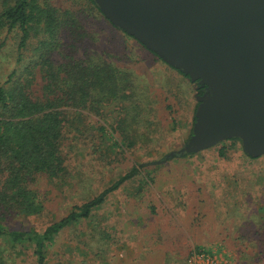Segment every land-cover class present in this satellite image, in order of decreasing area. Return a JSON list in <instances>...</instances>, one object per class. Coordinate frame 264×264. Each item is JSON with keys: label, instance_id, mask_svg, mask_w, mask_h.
I'll list each match as a JSON object with an SVG mask.
<instances>
[{"label": "rangeland", "instance_id": "1", "mask_svg": "<svg viewBox=\"0 0 264 264\" xmlns=\"http://www.w3.org/2000/svg\"><path fill=\"white\" fill-rule=\"evenodd\" d=\"M51 2L59 8L71 6L80 15L87 0ZM97 17L93 12L84 19L90 36L77 43L75 56L81 57L83 45L93 40L90 53L132 72L138 87L146 88L141 99L152 111L153 124L128 147L113 130L121 116L114 104L104 106L99 116L83 117L80 135L71 132L61 148L64 175L37 180L34 189L42 208L26 216H0V224L40 232L136 166L138 173L109 192L87 218L68 224L47 241L44 264H184L195 249L215 252L224 264H238L240 249L235 245L248 239L244 228L250 221L256 227L264 220V155L248 158L236 142L221 157L217 148L228 143L223 142L191 156L162 159L187 139L197 101L195 82ZM16 39V32L0 33V82L14 67ZM163 229L169 238L159 235ZM8 245L0 239L5 264L33 263L31 245Z\"/></svg>", "mask_w": 264, "mask_h": 264}, {"label": "trees", "instance_id": "2", "mask_svg": "<svg viewBox=\"0 0 264 264\" xmlns=\"http://www.w3.org/2000/svg\"><path fill=\"white\" fill-rule=\"evenodd\" d=\"M93 12L111 28L119 29L103 16L92 0H87L79 10L80 15L71 6L59 8L51 0H0V33L2 30L17 33L14 67L0 82V216H26L42 208L34 189L37 180L39 177L56 180L64 175L65 155L61 148L71 132L80 135L78 124L83 117L99 116L104 106L114 104L121 116L114 121L113 130L128 147L136 144V135L138 138L146 135L145 128L153 124L152 111L141 99L146 88L138 87L132 72L90 53L87 48L93 40L89 46L83 45L81 57L75 56L77 43H85L90 36L84 19ZM119 30L166 64L134 37ZM3 44L1 41L0 48ZM195 85V96L202 95L204 86L196 82ZM124 101L128 104H123ZM197 104L198 101L192 111L191 126ZM139 129L143 132L139 133ZM190 134L191 127L187 139ZM236 142L240 143L237 137L217 142L214 146L223 143L217 148V154L225 156L227 148ZM242 152L248 158L258 157L246 154L243 149ZM137 173V167L131 166L97 195L73 205L40 232L9 230L0 224V239L12 249L31 245L32 264H44L47 241L68 224L87 218L109 192ZM257 223L255 227L250 221L249 227L244 228L248 230V239L236 242L235 247L240 249L238 264H264V220ZM0 264H5L2 255Z\"/></svg>", "mask_w": 264, "mask_h": 264}, {"label": "water", "instance_id": "3", "mask_svg": "<svg viewBox=\"0 0 264 264\" xmlns=\"http://www.w3.org/2000/svg\"><path fill=\"white\" fill-rule=\"evenodd\" d=\"M115 27L204 86L191 134L162 159L231 137L264 154V0H92Z\"/></svg>", "mask_w": 264, "mask_h": 264}, {"label": "built area", "instance_id": "4", "mask_svg": "<svg viewBox=\"0 0 264 264\" xmlns=\"http://www.w3.org/2000/svg\"><path fill=\"white\" fill-rule=\"evenodd\" d=\"M184 264H224L218 255L207 249H195L190 251Z\"/></svg>", "mask_w": 264, "mask_h": 264}, {"label": "crops", "instance_id": "5", "mask_svg": "<svg viewBox=\"0 0 264 264\" xmlns=\"http://www.w3.org/2000/svg\"><path fill=\"white\" fill-rule=\"evenodd\" d=\"M159 235H161L162 236V238H169L170 237V234L168 233V232H166V230L165 229H163V230H161L160 232H159ZM162 241H164L163 239H161ZM124 262V264H128L127 263V261H123ZM166 264L165 263V261H163V262H156L155 260H152V261H150V262H146V261H144L143 262V260L140 262V264Z\"/></svg>", "mask_w": 264, "mask_h": 264}]
</instances>
